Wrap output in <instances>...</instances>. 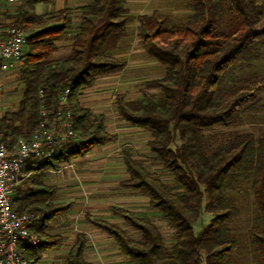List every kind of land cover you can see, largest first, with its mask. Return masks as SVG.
Listing matches in <instances>:
<instances>
[{"label":"trees","instance_id":"trees-1","mask_svg":"<svg viewBox=\"0 0 264 264\" xmlns=\"http://www.w3.org/2000/svg\"><path fill=\"white\" fill-rule=\"evenodd\" d=\"M55 1L18 0L9 23L20 26L27 41L18 68L21 97L15 111L0 116V140L12 144L16 137H28L42 119L41 107L58 110L65 87H69L67 106L75 132V138L64 142L55 154L26 161L23 171L33 173L15 187L25 189L13 194L14 210L35 216L28 226L41 238L39 244L21 245L27 264L60 242L59 235L48 234L46 229L69 205L52 201L54 187L41 182L40 173L116 137L105 128L104 115H91L79 96L97 77L123 68L125 62L114 49L131 22L137 24L139 47L165 70L159 78L146 82L157 93L144 90L130 100L117 94L116 112L148 131L149 149L172 175L174 189L148 172L128 150L123 153L127 176L120 185L146 196L149 206L172 229L173 237L166 245L149 217L126 208L112 209L138 231V237L106 219L89 217L88 221L112 237L119 250L134 260L132 264H228L236 240L228 225L235 208L226 192L241 172L250 170L260 215L248 237L264 264V136L255 143L249 132L234 133L210 149L204 141L205 131L235 122L243 105L264 91V77L238 78L232 71L240 57L264 42V0H188L190 14L177 22L158 10L133 14L126 0H91L79 7L74 26L65 7L48 13L36 11L38 4ZM71 29L69 52L55 57L56 42ZM175 135L180 143L171 148ZM203 209L211 218L195 232L192 224ZM85 242L84 233H77L66 264H93L84 258Z\"/></svg>","mask_w":264,"mask_h":264},{"label":"rangeland","instance_id":"rangeland-1","mask_svg":"<svg viewBox=\"0 0 264 264\" xmlns=\"http://www.w3.org/2000/svg\"><path fill=\"white\" fill-rule=\"evenodd\" d=\"M91 0H56L49 4H38V13H48L65 7L69 10L72 25H76L79 7ZM188 0H126L129 12L147 13L152 10L166 14L171 22L184 21L190 14ZM18 2L0 8V21L12 23ZM137 24L131 22L114 49L116 56L125 65L116 73L100 76L93 84L80 93V102L91 115L102 113L105 128L115 134V139L92 147L84 156L63 162L57 168H48L40 173L39 180L54 187L52 201L68 203V208L55 215L49 222L46 233L59 235L58 244L42 251L33 264H66L68 250L79 232L84 233L86 242L84 258L93 264H132L134 260L124 255L113 238L94 228L89 217H98L117 223L128 234L138 237L124 219L113 212V207L126 208L138 216L149 217L159 228L163 242L172 241L173 231L163 221L160 214L148 204V198L136 190L120 185L126 176L123 153L128 150L132 158L140 162L153 176L160 178L174 189L172 175L163 167L158 158L150 151L148 131L133 126L121 119L116 112V96L123 94L125 99L140 97L144 90L157 93L158 89L147 87L146 82L163 75L165 66L149 57L139 47ZM74 29L65 32L56 42L55 57L65 56ZM238 78L251 75L264 77V42L240 57L232 68ZM18 69L3 75L0 81V116L15 111L21 97L23 84L19 80ZM249 132L255 143L264 136V91L258 97L244 104L235 122L214 127L205 131L204 141L208 149L220 142L229 140L234 133ZM177 135L170 144L179 145ZM254 158V157H253ZM254 163V162H253ZM250 170L241 172L227 188V198L234 206L235 213L229 222V232L236 240V247L228 264H262L258 252L251 245L248 230L256 228L260 212L256 205L251 186ZM33 173V172H31ZM15 190L14 196L23 192ZM206 197L203 199V204ZM15 205V203H14ZM211 218V213L202 210L199 218L192 224L197 232Z\"/></svg>","mask_w":264,"mask_h":264},{"label":"built area","instance_id":"built-area-1","mask_svg":"<svg viewBox=\"0 0 264 264\" xmlns=\"http://www.w3.org/2000/svg\"><path fill=\"white\" fill-rule=\"evenodd\" d=\"M16 2L18 0H0V8ZM26 41L27 33L20 26L0 21V81L4 74L22 65ZM68 93L69 87H65L56 112L41 107L42 119L28 137H16L12 144L0 140V264H27L21 245L41 243L38 234L28 226L35 216L28 212L17 213L13 194L17 184L31 172L23 171L26 161L49 157L64 142L75 138L72 112L67 106Z\"/></svg>","mask_w":264,"mask_h":264},{"label":"crops","instance_id":"crops-1","mask_svg":"<svg viewBox=\"0 0 264 264\" xmlns=\"http://www.w3.org/2000/svg\"><path fill=\"white\" fill-rule=\"evenodd\" d=\"M86 4V3H85ZM84 5V4H83ZM82 6V5H81ZM79 20V18H77V21Z\"/></svg>","mask_w":264,"mask_h":264}]
</instances>
